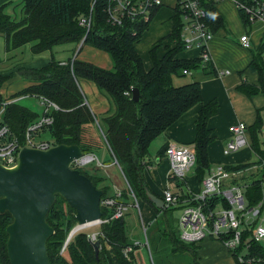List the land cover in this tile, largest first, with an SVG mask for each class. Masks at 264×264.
Instances as JSON below:
<instances>
[{
	"label": "trees",
	"instance_id": "16d2710c",
	"mask_svg": "<svg viewBox=\"0 0 264 264\" xmlns=\"http://www.w3.org/2000/svg\"><path fill=\"white\" fill-rule=\"evenodd\" d=\"M204 1H206L204 6L209 12L206 19L207 26L211 32L215 33L218 29L224 28V19L216 8V1ZM239 1L246 4L253 3V0ZM21 2L23 16L19 20L10 18L4 12L5 5L0 7V35L5 38L6 50L33 43L32 52L40 53L56 45L65 43L79 45L82 42V44L93 46L107 53L112 61V67L103 69L91 63L68 60L65 64L50 62L40 69L20 67L14 73L0 74V88L9 78L16 75L34 82L7 100L3 99L0 94L3 119L12 133L22 139L28 124L40 116L17 101L9 102L21 97L46 98L59 107V110L51 112L52 125L42 131V134H48L49 140L54 145H77L84 153H92L99 147V139L94 135L96 125L126 183V188L120 190L117 203H122V200L131 194L134 198H141L152 205L156 213L163 214L162 218L168 222L166 214L173 209L170 210L166 205L161 209L156 208L146 196V191L149 190L144 178V169L147 164L148 148L150 143L171 123L201 102V89L198 82L175 86L173 77L182 76L183 70L201 69L204 72H213L210 68L211 64L203 67L200 58L189 60L176 58V55L184 50L181 40L183 19L180 9L177 6L174 8L173 29L165 37V53L160 58L157 56L156 50L163 43L159 40L150 50L152 66L146 71L134 45L139 42L148 25L135 24L132 26L133 29L127 25L111 26L106 22L101 1H96L92 22L87 30L78 22L81 17L89 14L92 0H21ZM238 12L243 26L246 29L249 28L251 22L247 15L240 9ZM262 46L263 43L258 47L251 67L259 72V90L264 93V66L260 56ZM80 79L94 82L111 101L112 110L101 119L94 116L85 103L78 85ZM133 88L138 89V101H133L131 98ZM239 90L249 96L258 92L257 88L245 86H240ZM217 109L218 104L215 100L202 105L195 122L196 136L192 146L195 154L193 168L196 170V177L200 183L210 172L207 147L213 140V132L207 127V120L217 113ZM258 130H260V125L255 122L250 133L251 148L256 155H260L261 152L256 136ZM166 147L161 149L163 153ZM259 163L260 160L233 168L224 167V169L244 170ZM98 169L96 167V170ZM79 171L97 188L99 184L104 185L103 180L90 176L85 168ZM99 189L103 191L100 198L101 219L108 221L99 226L97 259L93 247L87 240V233L76 232L62 249L76 222L73 218L74 210L63 199L57 197L46 216L47 223L54 231L47 240V255L50 264H133L132 253L130 252L126 257L123 250L128 246L134 250L137 246L126 242L123 217L111 218L115 207L102 204L106 198L116 199L115 194L108 195L106 186ZM177 197L179 201H182L187 196L177 195ZM256 201L257 199L252 194L249 195L245 208H253L258 204ZM218 206L229 207L224 199L214 196L208 201L206 210L215 209ZM160 218L161 216L158 220ZM11 220L7 212L0 213V264H9L6 254L5 228ZM158 220L151 228L156 235L157 232L162 231L164 226L163 221ZM164 236L166 237V233ZM156 239L161 241L158 236ZM152 240L151 238L150 241ZM166 241L177 250H180V245L183 246L172 234L167 236ZM185 248L188 251H194L192 247ZM231 254L235 264H264V248L261 243L254 241L251 230L245 226L241 231L240 244ZM239 255L242 261L238 260Z\"/></svg>",
	"mask_w": 264,
	"mask_h": 264
},
{
	"label": "crops",
	"instance_id": "0c3cea01",
	"mask_svg": "<svg viewBox=\"0 0 264 264\" xmlns=\"http://www.w3.org/2000/svg\"><path fill=\"white\" fill-rule=\"evenodd\" d=\"M235 1L220 0L216 4L218 12L224 19V28L218 29L215 33L212 32V37L206 46L210 55V63L206 65L211 64L210 68L213 72H204L199 69L190 71V74L173 77V84L175 86L189 82H198L201 89V102L183 113L150 143L146 160L147 164L144 169V178L149 192L161 199L164 190H169L175 195L187 196L182 200L184 201L189 195L197 193L201 189L202 183L197 180L194 168L186 173L183 180L171 177L169 161L161 149L171 143L192 147L196 136L195 122L201 106L215 100L218 104L217 113L207 120V127L213 132V140L207 147L209 169L213 170L217 167L233 168L241 164L260 160L259 164L242 170L232 181H227L229 184L237 182L236 184L241 187L245 206L248 204V196L251 194L257 199L258 204L261 203L260 214L257 216V221L260 222L264 220V148L261 142V130L264 126V93L259 90L260 74L251 65L258 52V47L264 41V24L261 21H255L246 29L240 19L239 9ZM261 1L264 3L263 0ZM3 5H5L4 12L12 19L14 18L11 12H14L17 5H20L21 9L19 10H22L21 0H0V7ZM175 5L176 0H163V6L155 12L147 29L142 33L139 42L134 45L146 71L152 66L150 50L155 47L159 40H162L163 43L156 50L157 56L160 58L165 53V37L173 29ZM243 34H247L250 40L251 47L248 49L243 48L240 44V37ZM32 45L33 43H27L21 47L6 50L5 38L0 35V74L7 75L14 73L20 67L40 69L46 67L50 62L65 64L68 60L91 63L103 69H111L112 67V61L107 53L87 44L80 46V44L65 43L53 46L40 53H33L31 50ZM198 57L199 49L196 47L184 49L176 55V58L179 60H189ZM184 75H188V77H183ZM184 78L187 80L184 81ZM12 84L16 88L8 94L3 93ZM32 84L34 82H31L29 79H23L17 75L12 76L2 85L0 94L3 99L7 100L10 96L17 94ZM78 85L84 96L85 103L98 119H101L112 110L111 101L97 88L94 82L80 79ZM240 86L257 88L258 92L249 96L244 91L239 90ZM27 98L21 97L17 102L19 103ZM40 113L41 110L38 114ZM237 122H244L246 124L248 128V144L235 152L225 154L223 152L224 146L231 139L230 127ZM255 122H258L260 125V130L256 134L257 143L261 150L260 155H256L251 148L250 129ZM99 146L101 145L99 144ZM99 149L93 150L92 153L101 162L97 155ZM109 157L111 164L119 170L118 165L113 163L111 154ZM104 168H107V166ZM120 190L116 188L115 193ZM122 203L127 205L128 214L137 211L139 217L142 218V214L145 217V221L140 219V225L143 228L144 235H146L144 241L143 239L142 241L132 239L133 242H129L126 238L128 244L137 246L131 251L133 264H143V249H145L150 257L158 258V264H166L163 260L164 256L175 255L177 253L183 255L186 252H191L193 264H235L234 257L229 250L219 240L209 236L204 237L197 243L189 244L191 245L190 247L194 248V251H188L185 248L188 247V243L183 245L184 247L180 245V250H177L176 247L167 241L157 240L156 233L150 230V234L148 235L146 229L153 226L161 214H157L152 205L141 198H134L131 194L124 198ZM182 206L183 203L181 202L179 205H174L169 209L182 210ZM251 221V218L245 217L243 224L247 226ZM97 232H99V229ZM151 238L153 239L152 241H150Z\"/></svg>",
	"mask_w": 264,
	"mask_h": 264
},
{
	"label": "built area",
	"instance_id": "2783aa9c",
	"mask_svg": "<svg viewBox=\"0 0 264 264\" xmlns=\"http://www.w3.org/2000/svg\"><path fill=\"white\" fill-rule=\"evenodd\" d=\"M96 1H101L106 22L111 26L132 27L135 24L148 25L155 12L163 6V0H92L89 14L81 17L78 24L85 29H89L92 22V13ZM219 2L220 0H214ZM204 0H176V5L182 13L181 40L184 49L196 47L199 49V57L202 65L210 63V55L207 51V43L212 37V32L207 26L206 19L209 12L204 6ZM237 8L240 9L248 20L253 23L261 21L264 24V3L261 0H253L252 4H246L239 0L235 1ZM133 29V27L131 28ZM135 33V31H134ZM240 44L243 48H250L251 43L247 34L240 37ZM264 66V41L260 52ZM183 74H190V71L183 70ZM222 74V73H220ZM20 99V98H19ZM41 107L40 116L28 124L23 133L22 139L16 137L10 127L3 119V108L0 109V165L5 168H13L18 161L19 151L26 147L38 150H47L54 146L51 140H41L40 135L44 129L52 125L53 117L51 112L59 110V107L46 98H38ZM13 99L12 101H17ZM8 103V102H7ZM247 127L244 122H237L230 127L231 139L224 146L223 152L229 154L239 150L248 144ZM164 155L170 164V176L183 180L186 173L195 165V154L193 148L183 144L171 143L167 145ZM94 163L98 168L105 165L98 160L94 153H84L75 159L70 167L73 169H83L86 165ZM113 163L117 164L115 160ZM242 170H225L217 167L210 170L209 174L203 179L201 189L197 193L188 196L184 201H179L177 195L169 190L162 192V200L168 208L183 203L181 215L177 220L180 229L179 238L186 243H197L204 237H212L219 240L230 253L239 246L241 231L245 226L243 220L249 217L252 221L245 226L252 232V238L256 242L264 240V220L257 221L260 214L259 203L256 207L246 209L244 205V195L241 187L236 183H227L238 176ZM214 196L224 199L229 207H215L207 209L208 201ZM116 199L106 198L102 204L107 207H115L111 216L113 219L123 217L127 205L117 203L120 198V191L115 193ZM108 220L100 219L78 227L76 231L66 239L62 249L69 239L83 227L89 225L100 226ZM244 225V226H243ZM99 232L87 234V240L95 241ZM61 249V250H62ZM132 251V247L124 248L123 253L127 257ZM238 260L242 261L239 255Z\"/></svg>",
	"mask_w": 264,
	"mask_h": 264
},
{
	"label": "water",
	"instance_id": "95a60500",
	"mask_svg": "<svg viewBox=\"0 0 264 264\" xmlns=\"http://www.w3.org/2000/svg\"><path fill=\"white\" fill-rule=\"evenodd\" d=\"M131 98L138 101V89L131 90ZM82 154L77 145L58 144L47 150L24 147L15 167L0 165V213L7 212L12 219L5 228L9 264H50L47 240L54 231L46 216L57 197L74 210L76 226L67 239L78 227L100 219L103 191L70 167ZM146 196L156 208L164 207L161 198L149 191ZM89 243L97 259L99 241Z\"/></svg>",
	"mask_w": 264,
	"mask_h": 264
},
{
	"label": "rangeland",
	"instance_id": "374dc122",
	"mask_svg": "<svg viewBox=\"0 0 264 264\" xmlns=\"http://www.w3.org/2000/svg\"><path fill=\"white\" fill-rule=\"evenodd\" d=\"M264 1V0H263ZM19 4V3H18ZM21 9L20 5H17L15 7L14 12H11L12 16L14 19L19 20L22 16H23V12ZM183 77H188V75H184ZM187 80L186 78H184V81ZM16 86L14 84L11 85V87L8 88V90H2L3 93L8 94L11 90L15 89ZM19 104H21L22 106L28 107V108H32L31 110H33L34 112L38 113L41 110L40 107V102L38 98H34V97H30L27 98L25 100H22L19 102ZM94 135L95 137H97L99 139V144L101 146H99L98 148H100L97 152V155L99 157V159L101 160V162L107 166V168H99L98 170H96L95 164L91 163L85 166V171L88 172V174L94 178L97 179H101L104 181V185L108 187V191L107 194L108 195H113L116 192V188L118 189H125L126 188V183L125 180L122 176V174L120 173V171L118 170V168L116 166H114L113 164H111V160H110V153H109V149L106 146L104 140L102 139V136L100 134V131L98 130L97 126L95 125L94 127ZM261 142L263 144V148H264V126L261 130ZM41 140H49V136L47 133L41 134L40 136ZM155 145V144H153ZM105 160V161H104ZM102 185H98V188H102ZM163 215V214H162ZM161 218L158 221H163V228L161 232H157V236L158 237H162L161 241H166L167 240V236L169 234H172L174 237H176V240L181 243L182 245H186V242H183L179 236H180V229L177 226V220L179 219L180 215H181V210L180 209H173L171 212L168 211V213L166 214V217L168 219V222L164 221V218ZM145 217L142 214V218L139 217L137 211H133L131 213L128 214V210L126 208V210L123 213V220H124V230H125V234H126V238L129 242H133L132 239H136V240H140L144 241L145 236L144 232H143V228L140 225V222L142 219L143 221H145L144 219ZM168 223V225H167ZM76 226V225H75ZM73 226V228L75 227ZM168 226L170 228H168ZM152 227V226H151ZM151 227H148L147 230V234H150V230ZM99 229L98 225H89L87 227H83L81 229H79V231L77 232H81V233H96ZM166 231V232H165ZM166 233V237L164 236V234ZM159 234H161L159 236ZM192 243H188L187 246L190 247L191 245H189ZM262 247L264 248V240L261 242ZM144 253V261L143 264H158V258L156 257H150L148 253H146L145 249L142 250ZM191 252H186L185 254H180L177 253L175 255H167L163 257V260L166 264H193V257L191 258ZM155 256V255H154Z\"/></svg>",
	"mask_w": 264,
	"mask_h": 264
}]
</instances>
